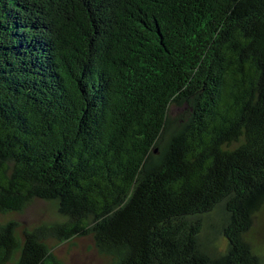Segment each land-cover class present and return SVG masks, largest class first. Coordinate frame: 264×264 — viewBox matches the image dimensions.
Listing matches in <instances>:
<instances>
[{
	"label": "trees",
	"instance_id": "trees-1",
	"mask_svg": "<svg viewBox=\"0 0 264 264\" xmlns=\"http://www.w3.org/2000/svg\"><path fill=\"white\" fill-rule=\"evenodd\" d=\"M0 264H263L264 0H0ZM225 215L226 251L201 244Z\"/></svg>",
	"mask_w": 264,
	"mask_h": 264
},
{
	"label": "rangeland",
	"instance_id": "rangeland-1",
	"mask_svg": "<svg viewBox=\"0 0 264 264\" xmlns=\"http://www.w3.org/2000/svg\"><path fill=\"white\" fill-rule=\"evenodd\" d=\"M225 218L221 209H216L205 217L200 241L212 256L222 255L228 247V241L221 230ZM58 219L52 204L36 202L23 213L11 214L6 217L0 215V224L15 220L22 227L33 228L43 223L55 222ZM247 240L253 252L260 257L264 264V213L254 217ZM50 246L62 264H109L108 260L99 255L91 238L76 239L61 245L52 242Z\"/></svg>",
	"mask_w": 264,
	"mask_h": 264
}]
</instances>
